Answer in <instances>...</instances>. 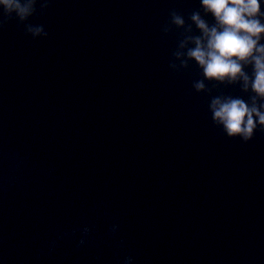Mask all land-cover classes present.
Wrapping results in <instances>:
<instances>
[{"label":"water","instance_id":"95a60500","mask_svg":"<svg viewBox=\"0 0 264 264\" xmlns=\"http://www.w3.org/2000/svg\"><path fill=\"white\" fill-rule=\"evenodd\" d=\"M198 7L51 0L46 38L0 30V264H264V135L226 139L208 103L239 87L168 67L161 26Z\"/></svg>","mask_w":264,"mask_h":264},{"label":"clouds","instance_id":"9594fccd","mask_svg":"<svg viewBox=\"0 0 264 264\" xmlns=\"http://www.w3.org/2000/svg\"><path fill=\"white\" fill-rule=\"evenodd\" d=\"M50 4L51 0H0V30L15 21L32 40L46 38L44 25L32 23L31 18L43 16ZM262 5L264 0H199V7L188 14L187 21L183 13L172 9L161 26L163 35H177L169 69L180 73L195 67L199 78L193 81L192 88L196 93L211 94L219 86L239 87L240 96H211L208 112L213 127L226 139H238L241 144L250 142L257 132L264 135ZM209 16L212 23L206 19ZM118 230V224L109 227L112 234ZM89 232L84 227L83 237ZM83 237L79 245L85 244ZM118 264H134V258L126 255Z\"/></svg>","mask_w":264,"mask_h":264}]
</instances>
